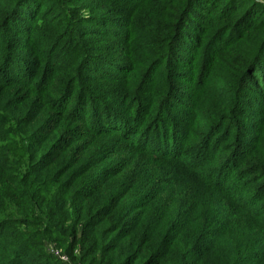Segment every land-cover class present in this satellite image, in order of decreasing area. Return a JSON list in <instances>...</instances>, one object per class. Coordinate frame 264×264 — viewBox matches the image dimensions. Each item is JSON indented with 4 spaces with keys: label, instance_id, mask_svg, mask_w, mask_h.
<instances>
[{
    "label": "trees",
    "instance_id": "16d2710c",
    "mask_svg": "<svg viewBox=\"0 0 264 264\" xmlns=\"http://www.w3.org/2000/svg\"><path fill=\"white\" fill-rule=\"evenodd\" d=\"M33 1L0 0V182L12 140L34 160L0 224L69 218L97 264H264V7Z\"/></svg>",
    "mask_w": 264,
    "mask_h": 264
},
{
    "label": "rangeland",
    "instance_id": "374dc122",
    "mask_svg": "<svg viewBox=\"0 0 264 264\" xmlns=\"http://www.w3.org/2000/svg\"><path fill=\"white\" fill-rule=\"evenodd\" d=\"M5 1L9 3L12 0ZM38 1L39 0H34L33 2H36L37 4L42 2L41 0L40 2ZM254 1L264 7V0ZM71 2L74 3H69L72 4L69 6H80L82 13L87 14L89 12L97 13V9L101 6L102 0H83L79 3H75V1ZM43 10L44 7H40L38 10L40 12L39 17L43 15ZM40 21H42L44 25L48 23L54 24V21L48 18H43ZM40 21H38V23H40ZM48 27L50 26L48 25L46 29H48ZM52 43L53 39L46 41L41 48H48L46 46H49ZM12 142H14L11 144L12 150L18 152V154L13 161L6 165V170L8 171L7 178L10 180V183H12L13 180H16L17 182L19 181L20 183L21 177H23L25 173L30 172V166L34 160L31 161L30 166H28L25 171V168L22 167V165L20 166V163L16 162L18 160L23 161L27 157H30L26 154V143L21 141V139H14ZM10 183L4 184L0 182V216L4 214V210H9L8 202L3 199L6 195L11 196L12 194V185H10ZM18 209L23 208L18 206ZM35 211L36 212L33 215H23L27 216L25 219V225L20 224L21 221L19 220L11 222V224L8 225L0 224L3 234V242H11L17 245L21 240V243L31 246V252L26 256L27 259H29L30 264H60L61 262L49 253L51 249L58 250L60 253L66 255L71 264H73L71 258L81 259L83 260V264H89L93 260L95 261V264L98 263L99 253L97 252L95 256L92 255V243L86 235L82 234L79 226L76 229L71 228V221L69 218L63 226L58 225L57 223H53L56 220L53 217H51L52 219L50 221L46 214H42L38 210ZM48 214L53 213L48 212ZM17 218H20V216L18 215Z\"/></svg>",
    "mask_w": 264,
    "mask_h": 264
},
{
    "label": "built area",
    "instance_id": "2783aa9c",
    "mask_svg": "<svg viewBox=\"0 0 264 264\" xmlns=\"http://www.w3.org/2000/svg\"><path fill=\"white\" fill-rule=\"evenodd\" d=\"M53 257H55L56 259H58L62 264H71L69 258L60 253L58 250L55 249H51L49 252ZM74 264H81V263H74Z\"/></svg>",
    "mask_w": 264,
    "mask_h": 264
}]
</instances>
